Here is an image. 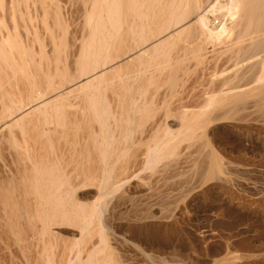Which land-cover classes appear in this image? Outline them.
Here are the masks:
<instances>
[{
	"label": "bare ground",
	"instance_id": "6f19581e",
	"mask_svg": "<svg viewBox=\"0 0 264 264\" xmlns=\"http://www.w3.org/2000/svg\"><path fill=\"white\" fill-rule=\"evenodd\" d=\"M10 1L13 3V8L22 3L25 6L24 3L29 2V0ZM47 1L52 6L53 1ZM83 1L88 6L83 16L87 36L82 40L79 54L75 58L73 66L69 65L74 68V71L68 75L66 71L67 77L62 78L63 80L60 79L59 83L54 79L57 84H54L50 76L53 71L51 74H45L49 69L47 65L46 72L43 70L44 77L39 75L40 70H36L35 66L31 67L30 52L24 48L25 46H22L21 41L19 42L17 34L10 32L1 36L0 83L9 79V84L8 90L4 89L6 87H3L4 91L0 89L4 96L0 94L1 98H4L1 100L3 103L0 101V104L3 105L0 110V132L5 131L10 136L9 142L16 150H19V157L23 163L28 165L21 182L24 189L23 195L33 199L32 210L28 209V213L30 210L29 221L32 220L33 223L27 225L29 229L36 228L37 234L46 239L44 240L46 243L44 249L49 253L50 240L59 238L69 244L62 243L64 245L63 255L68 250H72V247H76L78 251L74 257L72 256L73 261L62 255L59 264H71L72 262L75 264H115L113 251L106 246V230L111 231V227L106 225V221L104 222L106 218H103V199L100 202L94 199L91 201L90 195L92 193L112 195L115 193L114 185L122 186L135 178L144 181L139 175L142 171H148L147 169L158 164L167 155L172 157L177 154L178 150L174 147V140V144H172V142L166 143L160 138L159 130L162 129L160 123L157 124L152 136L145 134L148 137L147 139L143 138L144 127L159 112L158 107L153 106L154 98L164 88L172 90L177 84V75H182L188 69L189 63L195 62L198 65L200 62L206 61L208 57H217L218 61L223 59L224 69L227 70L223 69L225 72L239 68V59L242 58L239 54L245 47L240 46L244 40L249 43L246 48L247 53H252L253 56L264 53V39L260 37L261 33H264V0H227L226 3L223 2L224 0ZM29 6L31 5L29 4ZM32 8L34 9L33 6ZM12 13V22L25 18L20 14L17 15L16 12ZM34 15L35 13L32 16L34 17ZM209 15L219 16L216 22L213 20L215 24L208 20ZM53 21L56 23L57 20ZM231 25H234L233 29L230 27ZM53 26L56 27L54 23ZM57 28L55 29L57 30ZM234 28L236 32L230 34L228 39H222L223 35L231 33ZM19 29L21 30V28ZM15 33L17 32L15 31ZM61 43L59 42L58 45ZM61 45H59V49ZM54 47L56 46L54 45ZM236 47L238 48L235 49ZM65 54L67 53L65 52ZM253 56L251 55V57ZM212 58L209 60L214 64L215 60L212 61ZM256 67L260 71L256 81L262 84L264 83V59ZM4 71H9L10 75L6 77L7 79L4 77ZM219 78L221 85L199 106L198 116L208 114L216 96L228 100L231 91L229 93L224 86L232 78L223 76V74ZM41 81L46 82V85L43 86ZM205 83H207L206 80ZM9 85L18 90V96H21L20 93L27 89V96L22 95L23 97L16 99L17 96L13 97L15 93L13 94L9 90ZM233 88L236 86L230 87L228 90ZM248 91L241 92L239 90L240 93H235L237 97H242L247 94L253 96L259 92L254 89L252 91V88ZM232 93L234 94L233 91ZM12 98L17 100L16 105L12 104ZM187 115L185 113L179 116L182 123L187 121ZM210 120L215 121L214 119ZM116 129L118 134H115ZM132 129L135 131L133 135ZM13 133L19 139L14 138ZM136 133L140 135L135 136ZM78 134H81L82 138L78 137ZM77 138L81 139L78 148H76L78 146ZM175 139L177 140V138ZM149 141L154 142L153 150L146 147L149 145ZM62 145H66V149H64L67 158L62 152L64 160L61 159L60 154L56 155ZM62 150L63 148L60 151ZM138 176L141 178H137ZM212 177L213 171H207L204 179L209 181ZM118 186L116 187L118 188ZM3 194L2 202L6 206L11 205L13 202L9 196L11 193L8 195V191H4ZM25 206L27 205L25 204ZM5 214L7 215V213ZM13 217L15 218V216ZM11 225L16 228L17 224L15 225L13 221ZM60 227H69L73 231L75 230L77 233H74L77 237L75 238L73 234V238L63 239L52 232L53 228L59 229ZM159 231L158 227H151L150 231L145 233L142 238H157L156 235ZM173 234L172 230L164 229L158 238L166 240ZM94 238H97V241H94ZM81 253L85 254L83 259ZM47 260L51 262L56 259H52L49 254Z\"/></svg>",
	"mask_w": 264,
	"mask_h": 264
},
{
	"label": "rangeland",
	"instance_id": "374dc122",
	"mask_svg": "<svg viewBox=\"0 0 264 264\" xmlns=\"http://www.w3.org/2000/svg\"><path fill=\"white\" fill-rule=\"evenodd\" d=\"M52 1L51 6L47 0H29V2L24 3L28 8L22 5L23 3L13 8V3L10 0H1L0 38L10 32L17 34L19 42L21 41L23 44L21 45L30 52L31 67L34 68L35 66L36 70H40L39 75L41 74V77H44L45 74H51L53 71V76H50L54 84H57L63 80L62 78L67 77L66 74H72L74 71L72 67L74 60L79 54L82 40L87 36L83 16L88 6L83 0ZM223 2L226 3L227 0ZM29 8L31 11L27 10ZM12 12H16L17 15L20 14L25 18L12 22ZM34 13L35 18L32 16ZM51 17L57 20V24ZM218 17V15H209L208 20L215 24L213 20L216 22ZM53 23L58 27V31ZM233 26L230 27L233 29ZM233 32H236L235 28L231 33L223 35L222 39H228ZM51 33L52 35H50ZM260 37L264 39V33H261ZM244 41L240 47H245L239 54L243 58L239 59L238 67H242L241 69L234 68L235 70L230 69L225 72L223 59L218 61L217 57H211L212 61L215 60L216 62L214 64L209 60L210 57L206 60L208 62L203 61L198 65L192 62L193 66L189 63L188 65L191 67L188 66V71L183 72L186 73L185 75L183 73L177 75L178 81L172 90L164 88L154 98L153 106L158 107L159 112L144 127L143 138L147 139L148 136H152L158 126L157 124L160 123V128L165 129L159 130L160 138L166 143L172 142V144H174V140V147L178 150L177 154L172 157L167 155L158 164L147 169L148 171H142L139 174L142 178L140 176L137 178L144 179V181L135 178V180L133 179L122 186L114 185L115 193L112 195L93 193L90 195L91 201L94 199L100 202L103 199V218H106L104 222L106 221V225L111 227V231L106 230V246L112 249L115 264H264V83L260 84L256 81L260 72L256 66L261 64L264 53H258L255 56L252 53H247L246 48L249 43ZM57 42L62 44H59L61 45L60 49ZM40 57L41 59H39ZM45 58L47 59L45 60ZM37 59L38 61H36ZM46 65L50 71L47 70V73L44 74ZM8 72L4 71L5 78L10 75ZM220 72L223 76L232 78L224 86L229 93L231 91V97L229 95L228 100H224L216 96L208 114L198 116L197 109L199 106L221 85ZM57 78L59 79L57 80ZM8 80L0 83V89L3 91L4 89L8 90ZM42 85L45 86L46 82H43ZM235 86L236 88L228 90ZM3 87L6 88L3 89ZM251 88L252 91L254 89L259 92L253 96L243 95V99L236 96L235 92L239 90L241 92L250 91ZM9 90L13 94L15 93L13 97L17 96L16 99L28 94V90L25 89L20 93L21 96H18V90L11 88L10 85ZM3 91L0 93L2 96ZM1 95L0 101L4 100ZM16 101L15 98H12L13 105L17 104ZM1 103L3 102L1 101ZM2 107L3 105L0 104V110ZM185 113L188 114L187 121L190 120L188 122L185 120L182 123L179 116ZM207 118L208 120H206ZM133 132L135 131L132 129V135ZM118 133L116 129L115 134ZM13 134L14 138H18L15 133ZM78 135L82 138L81 134ZM9 137L5 131L0 132V264H59L60 257L63 256L73 261V257L78 252L76 247H72V250L66 252L67 255L66 253L63 255V244H69L64 243L59 238H54L49 242L51 249L48 253V250L44 249L46 247L44 240L46 239L37 234L36 228L29 229L28 225L33 221H29L30 210L28 213V209H31L33 199L23 195L24 189L21 185L25 168L28 165L23 163L19 157V150L11 145ZM80 138L75 140L78 143L76 148L80 145ZM148 143L149 145L146 147L153 150L154 142L149 141ZM65 146L62 145L61 149L63 148V150L60 151L59 148L58 154H56L58 156L60 154L62 160L67 158ZM209 170L213 171V177L209 181H205L204 176L207 171L210 172ZM4 191H8V195L11 193L9 195L11 196L10 200L13 201L11 205L6 206L2 202ZM25 204L30 206H25V208ZM13 221L15 225L17 224L16 228L11 227ZM151 227L160 229L157 233L159 236L164 229H170L174 234L166 240L164 238L160 240L158 235H156L157 238L143 239ZM52 232L63 239H71L73 238L72 235L77 233L69 227L53 228ZM76 237L77 235H75ZM94 241H97V238H94ZM56 242H60V245ZM49 254H51L52 259L57 261L51 260L49 262L47 260ZM38 256L39 258H37ZM81 257L83 259L85 254L82 255L81 253ZM71 260L70 262H72ZM71 264L75 263L72 262Z\"/></svg>",
	"mask_w": 264,
	"mask_h": 264
}]
</instances>
